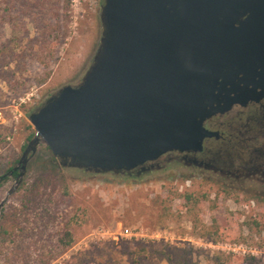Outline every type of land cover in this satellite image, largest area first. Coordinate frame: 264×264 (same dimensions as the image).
Instances as JSON below:
<instances>
[{"label":"rangeland","instance_id":"1","mask_svg":"<svg viewBox=\"0 0 264 264\" xmlns=\"http://www.w3.org/2000/svg\"><path fill=\"white\" fill-rule=\"evenodd\" d=\"M104 3L54 0L57 14L52 11L39 23L20 17V33L5 25L13 49L0 59V179L18 165L35 132L30 114L64 85L79 84L92 65ZM43 30L47 44L40 50ZM262 111L237 104L216 117L224 138L206 145L218 166L246 164L249 150L263 139ZM36 160L40 164L29 172L28 164L22 183L0 209V219L9 214L22 227L3 247L0 264H215L220 254H232V264H264V192L252 179L165 158L132 175L60 168L62 183L29 195L50 161L47 146L41 144L29 163ZM15 182L11 175L0 181V203ZM185 193L194 199L187 201ZM66 231L73 242L63 251Z\"/></svg>","mask_w":264,"mask_h":264},{"label":"water","instance_id":"2","mask_svg":"<svg viewBox=\"0 0 264 264\" xmlns=\"http://www.w3.org/2000/svg\"><path fill=\"white\" fill-rule=\"evenodd\" d=\"M101 25L82 81L30 114L35 133L0 209L41 144L69 167L145 169L171 151H202L219 136L206 122L246 104L242 89L264 88V0H105Z\"/></svg>","mask_w":264,"mask_h":264},{"label":"trees","instance_id":"3","mask_svg":"<svg viewBox=\"0 0 264 264\" xmlns=\"http://www.w3.org/2000/svg\"><path fill=\"white\" fill-rule=\"evenodd\" d=\"M53 3L54 0H0V59H2L3 56H9V54L6 55L8 48L10 50L13 49V45L10 44L11 41L6 40L3 33V30L5 29V25H9L11 27L12 34L20 33V29H18V27L20 26V17H23V19L32 18V21H34L35 23H39L40 21L46 19L49 16V14H52L51 12L54 11L52 7ZM20 6L22 7L21 9ZM20 10L21 12H23L22 14L20 13ZM33 11L35 12L32 13ZM53 14H57V13L54 11ZM46 32L43 30L42 33L41 32L39 33L40 50L46 47L47 44ZM67 35H68V31H65V33L61 35V38H66ZM40 50L37 52L39 53ZM44 54L45 56H47V54H52V47L49 48L47 51H45ZM42 63L45 64L46 61L42 59ZM48 76L49 73L47 74L46 77L40 79L38 82L39 85L45 83L48 79ZM15 80L19 81V79H14V82ZM34 133L35 132L31 133V135L28 138V142L34 136ZM47 150L49 151L50 154V161L49 163L43 164L44 170L39 178V182H36L32 185L31 189L28 191L30 192L29 195L33 194L34 192H36V194L38 195L41 192H43V190L48 189L50 186L56 187L63 182L62 179L60 178L58 170L60 168L62 169L68 168L69 166L63 165L61 163V159L55 156L49 147H47ZM38 164H40L39 160L30 162L28 167V172L33 170ZM70 168L77 171H87L86 169H80L74 167H70ZM11 171H13V174L16 177H18L20 170L15 169L14 164H12L8 168L7 171L8 173L6 175H2L1 179L5 180L9 178ZM22 186L24 187L27 186V181H24ZM37 195H35V197H37ZM185 197L187 201H191L194 199V196L191 193H185ZM32 202L36 203L37 199H35V201L32 200ZM21 228L22 227L20 225L19 218L12 217L9 214L2 215L0 219V256L4 253L3 247L5 246V244L8 241H13L16 236V233ZM66 240H68V242H66ZM72 242H73L72 234L69 231H66L65 237H62L60 239V246H62V250L65 251L69 247H71ZM9 257H7L8 262L9 259L11 260V258ZM170 260H172V257H170ZM233 261H234V256L232 254H220L218 257H216L214 262L215 264H232ZM172 263L176 264L174 262ZM43 264H49V263L48 261H46L43 262Z\"/></svg>","mask_w":264,"mask_h":264},{"label":"flooded vegetation","instance_id":"4","mask_svg":"<svg viewBox=\"0 0 264 264\" xmlns=\"http://www.w3.org/2000/svg\"><path fill=\"white\" fill-rule=\"evenodd\" d=\"M243 92H246L245 97H243V101L246 104H252L255 106L260 107L262 111V141L258 143L253 149H250L248 152V155L250 156V159L246 162V164L241 165L239 168H235L233 164H229L226 167V170L220 166H218L216 163V153L213 151V149H209L207 147V143L210 140H220L224 138L222 131L220 128L215 125L214 121L216 119V116H213L210 120L206 122V125L219 132L218 137H212L208 138L204 142V148L200 152H190V153H181L178 151H171L164 155H162L158 160L156 161H150L147 162L144 166L145 169L137 168L135 170H132L131 172H125L126 174H140L143 171H146L148 169H151L153 167H156L159 165V162L162 159H179L185 161L187 164L194 165L196 167H205L206 169H212L216 173H226L232 174L236 178H246V179H252V181H255L257 184H261V190L264 192V88L258 87L255 88L252 84L249 85L247 88L242 89ZM240 91V92H242ZM238 91V93H240ZM233 97H236V93L232 94ZM242 99L237 101L235 104H238L241 102ZM216 156V157H215ZM226 171V172H225ZM124 173V174H125ZM12 178L17 177L13 174V171L10 173ZM234 185V184H233Z\"/></svg>","mask_w":264,"mask_h":264}]
</instances>
